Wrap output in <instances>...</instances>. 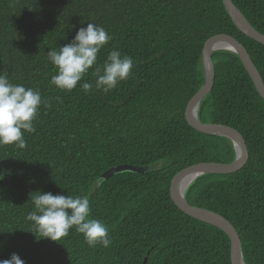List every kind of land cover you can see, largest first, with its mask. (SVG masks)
Returning <instances> with one entry per match:
<instances>
[{"label": "trees", "instance_id": "trees-1", "mask_svg": "<svg viewBox=\"0 0 264 264\" xmlns=\"http://www.w3.org/2000/svg\"><path fill=\"white\" fill-rule=\"evenodd\" d=\"M231 1L264 34V0ZM89 22L112 39L77 86L61 91L49 83L56 69L46 53ZM217 34L242 44L264 84V44L236 28L221 0H0V74L50 104L39 107L35 132H24L25 148L0 145V260L16 253L25 264H230L227 235L182 212L169 193L181 169L234 158L227 137L197 131L184 116L204 82L203 43ZM113 49L134 67L104 93L93 71ZM210 57L214 78L197 117L237 130L247 159L236 171L196 177L184 197L231 223L244 264H264V100L235 53ZM85 82L93 84L87 93ZM118 164L148 169L99 179ZM36 191L87 197L110 245L90 247L75 228L60 241L37 239L26 220Z\"/></svg>", "mask_w": 264, "mask_h": 264}, {"label": "clouds", "instance_id": "clouds-1", "mask_svg": "<svg viewBox=\"0 0 264 264\" xmlns=\"http://www.w3.org/2000/svg\"><path fill=\"white\" fill-rule=\"evenodd\" d=\"M112 39L99 25L89 22L77 30L72 40L59 48H50L46 53L48 61L55 67L56 74L49 83L61 91H71L84 75L97 64L98 53ZM134 67L132 57L111 50L103 66H96L94 87L104 93L114 90L118 83L128 79ZM84 92L93 89V84L81 85ZM50 107L43 100L38 89L10 82L6 74H0V145L26 147L24 132H35L33 122L41 105ZM33 210L26 220L31 222L32 232L37 239L48 238L60 241L70 229L82 234L86 244L108 247L111 243L109 230L100 220L90 218V202L85 196L53 194L36 191L30 197ZM0 264H25L16 253L0 260Z\"/></svg>", "mask_w": 264, "mask_h": 264}, {"label": "water", "instance_id": "water-1", "mask_svg": "<svg viewBox=\"0 0 264 264\" xmlns=\"http://www.w3.org/2000/svg\"><path fill=\"white\" fill-rule=\"evenodd\" d=\"M221 1L232 23L238 30L246 36L252 38L253 40L264 44V34L258 32L250 25L244 15L236 8L232 1ZM222 43L225 44V46L222 45ZM217 49L228 50L232 53H235L239 57L246 72L251 78L257 93L264 100V84L262 82L261 76L252 63L250 56L248 55L246 49L242 46V44H240L233 37L226 34H217L207 38L204 41L201 49L204 82L189 99L184 109V116L187 123L197 131L227 137L234 149V158L229 163L201 162L181 169L172 177L170 181L169 193L172 202L182 212L195 219L218 227L227 235L229 239L228 244L230 246V264H244L241 255V249L239 247L240 239L231 223L216 212L201 207L191 206L184 197V191L188 185L183 190H178V181L182 177L192 176L193 180L205 173L233 172L241 168L247 159V149L244 139L237 130L224 124L203 123L197 117L198 105L203 96L207 94L212 86L214 78V68L210 55L214 50ZM194 106L196 108L194 111H192ZM147 169L148 166L118 164L102 172L99 176V179H106L112 174L122 171L142 173L147 171ZM142 264H146V257L143 259Z\"/></svg>", "mask_w": 264, "mask_h": 264}, {"label": "bare ground", "instance_id": "bare-ground-1", "mask_svg": "<svg viewBox=\"0 0 264 264\" xmlns=\"http://www.w3.org/2000/svg\"><path fill=\"white\" fill-rule=\"evenodd\" d=\"M222 45L225 46V44L222 43ZM195 106L193 107L192 111L195 110ZM192 176H188V177H182L179 179L178 181V190H183L189 183L190 181L192 180Z\"/></svg>", "mask_w": 264, "mask_h": 264}, {"label": "rangeland", "instance_id": "rangeland-1", "mask_svg": "<svg viewBox=\"0 0 264 264\" xmlns=\"http://www.w3.org/2000/svg\"><path fill=\"white\" fill-rule=\"evenodd\" d=\"M262 79V78H261ZM263 82V81H262Z\"/></svg>", "mask_w": 264, "mask_h": 264}]
</instances>
